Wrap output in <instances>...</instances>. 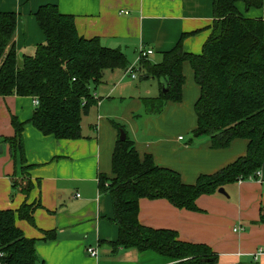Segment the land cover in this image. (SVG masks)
Listing matches in <instances>:
<instances>
[{"label":"crops","instance_id":"crops-1","mask_svg":"<svg viewBox=\"0 0 264 264\" xmlns=\"http://www.w3.org/2000/svg\"><path fill=\"white\" fill-rule=\"evenodd\" d=\"M55 4L72 14L78 34L98 37L101 44L121 50L129 64L140 46L153 48L151 63L171 49L182 34L185 52L199 54L213 21L212 0H0V12L16 13V57L34 53L44 41L33 13L40 5ZM237 9L246 17L264 19L263 8ZM126 11V13H124ZM184 83L179 102L167 101L158 114H148L144 98L157 97L159 81L124 76L123 69L105 70L102 81L90 85L97 103L82 115L78 139L44 135L29 120L36 106L32 97L0 96V209L16 210L23 203H36L34 224L16 218V226L36 239V254L44 264H175L177 261L152 250L113 246L118 227L108 192L98 187L99 175L112 176L111 158L118 130L124 125L140 156L150 154L160 167L177 171L186 184L199 175L213 174L246 154L247 140L233 139L226 148L214 149L207 137L192 138L196 127L194 103L199 96L188 61L182 65ZM14 116L24 123L21 131L22 158L5 138L15 135ZM25 169V172H24ZM31 183L28 192L20 180ZM18 183L13 187V183ZM195 200V210L179 208L166 198L142 197L138 220L152 228L175 230L181 240L207 244L218 256L215 264H264V165L260 177L222 186ZM78 194V196H77ZM236 225L243 227L234 231ZM47 231L55 236L45 239ZM97 251L90 256L87 248ZM262 249L257 259L252 254ZM1 264V263H0Z\"/></svg>","mask_w":264,"mask_h":264},{"label":"trees","instance_id":"trees-1","mask_svg":"<svg viewBox=\"0 0 264 264\" xmlns=\"http://www.w3.org/2000/svg\"><path fill=\"white\" fill-rule=\"evenodd\" d=\"M263 8L264 0H212L213 21L199 54L185 52L182 34L176 44L162 52L161 60L140 62L143 77L159 81L157 97L144 98L148 114H158L167 101L179 102L188 61L199 96L194 103L196 127L192 138L207 137L214 149L226 148L233 139L247 140L246 154L213 174L199 175L193 184L184 183L177 171L158 166L150 154L140 156L124 125L118 130L112 158V176L99 175L98 187L108 192L113 206L109 220L118 227L113 248L152 250L172 258L175 264H215L217 254L204 243L181 240L172 229L152 228L138 220V201L166 198L179 208L195 210V200L226 183L248 179L264 164V19L244 16L236 7ZM44 34L34 53L23 54L18 63L15 48L16 13L0 12V96L38 98L29 122L44 135L57 139L82 137L80 122L96 104L90 85L102 81L105 70L124 69L129 63L119 49L106 47L98 37L84 38L76 30L72 14L55 4L40 5L33 13ZM166 89V91H162ZM15 135L5 138L22 158L21 131L24 123L12 116ZM120 131L125 138L119 139ZM18 183L14 182L13 187ZM31 183L21 187L28 192ZM36 203L18 209H0V263L44 264L36 254V239L26 237L16 218L34 224ZM264 223V206L260 209ZM45 239L55 236L47 231Z\"/></svg>","mask_w":264,"mask_h":264},{"label":"built area","instance_id":"built-area-1","mask_svg":"<svg viewBox=\"0 0 264 264\" xmlns=\"http://www.w3.org/2000/svg\"><path fill=\"white\" fill-rule=\"evenodd\" d=\"M124 13H126V11H124ZM153 52H154L153 51V48H151L149 46H143V45L140 46L138 48V51H137V57H136L135 62L132 63V64H128L123 69L124 76H127L130 79H138L139 78L138 72L140 70V62L142 60H146ZM94 98L96 99L95 96H94ZM32 100H33V104L35 106H37L38 103H39L38 98L34 97V98H32ZM254 175L256 176V178H259L260 177V169L259 170H256L254 172ZM239 181H241V180H239ZM77 196H78V194H77ZM242 229H243V227L241 225H236L233 228L234 231H240ZM87 252H88V254L90 256L97 257V251H96L95 248L89 247V248H87ZM262 253H263L262 252V249L260 248L257 252H255L254 254H252L253 259H257V257L259 256V254H262Z\"/></svg>","mask_w":264,"mask_h":264},{"label":"rangeland","instance_id":"rangeland-1","mask_svg":"<svg viewBox=\"0 0 264 264\" xmlns=\"http://www.w3.org/2000/svg\"><path fill=\"white\" fill-rule=\"evenodd\" d=\"M17 60H18V63L20 64L21 63V54H20V56L17 58ZM191 133V132H190ZM264 165V164H263ZM263 167V166H262ZM261 167V168H262ZM24 172H25V169H24ZM24 178V177H23ZM256 178V176L253 174V175H251L248 179H255ZM248 179H245V180H248ZM26 182H28L27 180H25V178L24 179H22V180H20V185L21 186H25V184H26ZM237 182V181H236Z\"/></svg>","mask_w":264,"mask_h":264},{"label":"water","instance_id":"water-1","mask_svg":"<svg viewBox=\"0 0 264 264\" xmlns=\"http://www.w3.org/2000/svg\"><path fill=\"white\" fill-rule=\"evenodd\" d=\"M163 92L166 91V89L162 90ZM125 138V134L123 131H120L119 139L123 140ZM2 151V145L0 144V152ZM218 192L222 194H226L224 189L222 187L218 188Z\"/></svg>","mask_w":264,"mask_h":264}]
</instances>
